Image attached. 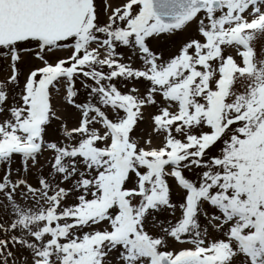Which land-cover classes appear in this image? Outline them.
<instances>
[{
  "label": "snow or ice",
  "instance_id": "snow-or-ice-1",
  "mask_svg": "<svg viewBox=\"0 0 264 264\" xmlns=\"http://www.w3.org/2000/svg\"><path fill=\"white\" fill-rule=\"evenodd\" d=\"M0 264H264V0H0Z\"/></svg>",
  "mask_w": 264,
  "mask_h": 264
}]
</instances>
